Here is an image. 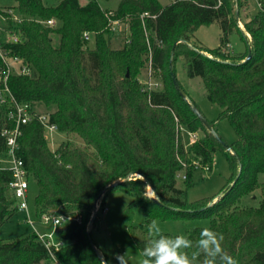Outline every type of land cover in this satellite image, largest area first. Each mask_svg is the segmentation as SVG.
<instances>
[{"label": "trees", "instance_id": "obj_1", "mask_svg": "<svg viewBox=\"0 0 264 264\" xmlns=\"http://www.w3.org/2000/svg\"><path fill=\"white\" fill-rule=\"evenodd\" d=\"M15 1L21 21L9 19L7 30L17 35L18 42L2 44L22 58L30 73L12 74L10 88L18 100L42 107L61 132L81 140V144L65 140L53 150L37 118L22 127L19 139L18 156L38 186L37 218L65 217L55 231V238L62 241L55 250L60 264H100L94 245L105 261L115 264L92 232L107 208L105 195L117 187L131 195L122 215L140 252L155 218L207 217L208 226L187 227L185 234L195 241L203 228H211L223 234L222 246L238 264H264V194L257 206L241 203L243 195L258 186V174L264 173V0H258L259 10L245 22V30L236 20L242 0H171L168 4L122 0L116 10L104 9L100 0ZM128 17V43L112 48V22ZM53 18L58 26L45 24ZM213 23L222 30L220 45L206 49L194 43L195 32ZM236 29L247 44L245 53L229 49ZM86 32L94 36V47L89 46ZM171 53L176 61L184 57L188 76L201 77L207 98L222 108L220 118H228L235 129L234 142L221 136L219 140L180 94L172 78L171 70L175 75L176 70ZM150 54L154 68L164 72L161 90L144 89L139 80ZM208 121L217 131L215 121ZM9 123L0 106V128ZM182 125L203 132L188 149L181 137ZM228 147L235 151L228 156L233 183L217 201H188L195 161L212 169L216 152L225 153ZM181 170L185 171L183 188L177 186ZM133 172L144 177L129 178ZM147 179L154 187L153 196L147 194ZM12 180L10 170L0 169V229L19 211ZM114 182L119 183L98 200L89 233L95 202ZM136 207L146 214L142 227L132 223ZM46 262L53 264L36 231L10 240L0 236V264Z\"/></svg>", "mask_w": 264, "mask_h": 264}, {"label": "rangeland", "instance_id": "obj_2", "mask_svg": "<svg viewBox=\"0 0 264 264\" xmlns=\"http://www.w3.org/2000/svg\"><path fill=\"white\" fill-rule=\"evenodd\" d=\"M87 0H82L85 2ZM122 0H100V4L104 9L116 10ZM163 4H168L171 0H161ZM50 2V1H48ZM242 7L236 16L237 24L245 30V22L250 20L259 10L258 0H242ZM18 3L15 0H0V38H7L6 26L9 19L15 20L20 17L21 14L18 10ZM236 11V10H235ZM54 22L51 26H58L59 22L53 18ZM44 21V20H43ZM42 21V22H43ZM18 22V21H17ZM46 24V23H45ZM48 25V24H47ZM221 27L218 23L201 26L193 37L194 43L204 47L206 49H214L220 45ZM250 37V33L246 32ZM131 35V28L129 24V17L126 20L119 21L118 23H112V31L110 34V45L112 48H122L128 43V38ZM229 49L234 50L236 53H245L247 50V44L242 34L236 29L230 36ZM94 36L90 35L89 46L94 47ZM209 53V52H208ZM206 54V53H205ZM213 54L210 53V56ZM171 63L174 64L176 70V77L183 86V89L188 95L191 102H195L198 108L204 114V116L212 121H215L216 129L219 135L228 143H232L236 140L237 134L228 118H220L222 108L211 102L206 96V87L201 77L188 76L186 69V60L184 57H178L175 60V55L171 53L169 55ZM172 58V59H171ZM176 61V62H175ZM176 63V64H175ZM152 67L153 80L159 83V89L164 88V72L161 69H155L150 64V58L146 60L145 67L139 74V80L142 86H146L149 80V70ZM39 110L45 112V110L37 106ZM181 137L188 149L190 147V135L189 129L184 125L180 127ZM199 137L203 136L202 131H198ZM48 136V143L51 149L55 150L60 143L65 140H71L76 144H81V140L75 136H67L64 132H46ZM226 153V154H225ZM225 153L222 150H218L214 156V164L212 169H208L203 166L199 160H196V167L193 174V185L187 189L188 201H196L202 198H213L217 201L221 198L226 191L228 185H231V177L233 175V169L228 158L229 155L234 156L235 151L231 148H227ZM239 171V167L236 172ZM185 171L181 170L177 175V186L185 187L184 182ZM259 184L252 192H248L243 195L241 203L243 205L257 206L259 205L262 196L264 194V173L258 174ZM147 188V194L153 196V191ZM38 186L33 179H30L29 188V202H30V217L35 220L36 227L41 232H49L53 229L52 224H43L40 219L37 218L34 210V198L37 193ZM106 206L108 210L100 213L98 226L93 230L92 235L95 242L107 252L111 260L118 264L115 260V254H124L127 252L128 264H139L142 259L141 252L138 249L132 231L128 224L123 219V209L131 201V195L123 190L121 187L110 189L105 195ZM27 213L18 211L16 215L5 222L0 229V236L4 240H10L21 235L31 234L34 232V227L27 221ZM158 227L163 233H171L174 235L185 234L187 227H206L209 225L210 220L207 217H190V218H177V219H160L155 218ZM152 221V222H153ZM133 225L142 227L146 223V214L142 207H136L134 209ZM45 264H51L46 262Z\"/></svg>", "mask_w": 264, "mask_h": 264}, {"label": "built area", "instance_id": "obj_3", "mask_svg": "<svg viewBox=\"0 0 264 264\" xmlns=\"http://www.w3.org/2000/svg\"><path fill=\"white\" fill-rule=\"evenodd\" d=\"M149 15L143 13L142 16ZM20 22L21 18H15ZM53 19L45 21L46 24L52 25ZM119 20H114L112 23H118ZM8 26V25H7ZM5 28L7 38H0V57L4 63V70L0 71V106L5 108L7 120L10 121L9 125L0 128V138L4 144V148L0 150V169H7L12 172L13 180L10 182V187L13 195L17 199L19 211L27 213V221L33 225L34 231L37 232L39 239L46 246L49 251L50 259L53 264H60L55 256V250L62 244L61 240L55 238V231L65 217L62 215L45 214L40 218L43 224H52L53 229L49 232H41L35 225V220L30 217V202H29V188L30 178L28 170L25 166L24 160L18 156V149L20 146L19 139L22 136V127L28 124L33 119L37 118L44 126L45 138L48 141L46 132H59L57 124L51 123L49 115L38 109L37 106L26 102L20 101L16 98L9 85V77L12 74H29V67L23 63L20 56L15 55L11 50L6 49L2 42H18L16 34H12ZM85 38L90 39V33H85ZM150 64L152 65V55L150 54ZM149 80L144 89L160 90L159 83L154 81L152 67L149 70ZM190 141L189 145L194 143L198 138V132L189 130ZM185 178V176H184ZM107 208L105 209V211Z\"/></svg>", "mask_w": 264, "mask_h": 264}, {"label": "clouds", "instance_id": "obj_4", "mask_svg": "<svg viewBox=\"0 0 264 264\" xmlns=\"http://www.w3.org/2000/svg\"><path fill=\"white\" fill-rule=\"evenodd\" d=\"M148 235L139 264H238L223 248V234L211 228H203L193 241L187 234L166 235L153 221L148 225ZM114 258L118 264H128L127 252ZM99 261L109 264L102 257Z\"/></svg>", "mask_w": 264, "mask_h": 264}, {"label": "water", "instance_id": "obj_5", "mask_svg": "<svg viewBox=\"0 0 264 264\" xmlns=\"http://www.w3.org/2000/svg\"><path fill=\"white\" fill-rule=\"evenodd\" d=\"M190 46H192L190 44ZM251 57V49L249 48V54H248V57L247 59H249ZM172 59V58H171ZM171 73H172V78H173V82L174 84L176 85V87L178 88L180 94L183 96V98H185L189 103L190 105L192 106V109L193 111L198 115V117L202 120V122L207 126V128L219 139L221 140V137L220 135L218 134V132L214 129L213 125L208 121V119L203 115V113L201 112V110L198 108V106L196 104H194L193 102H191L188 98V95L187 93L185 92V90L180 86L179 82H178V79L176 77V75L174 74L173 70H171ZM230 148V147H228ZM133 175H141L143 176L142 174L138 173V172H133L130 174L129 178H132ZM144 177V176H143ZM238 179V176L236 177V179L234 180V183L237 181ZM147 182L149 184V187L154 191V187L152 186L151 182L147 179ZM117 183L119 182H114L112 184H109L106 186V188L103 190V192L100 194V196L97 198L96 202H95V205H94V213L92 215V218L90 220V223L88 225V232L90 233L91 230H92V227H93V223H94V219L96 217V213H97V207H98V200L99 198L101 197V195L111 186L113 185H116ZM157 202L161 203L162 202L159 200V199H155ZM95 249L97 250L98 254L100 257H102L104 260V256L103 254L97 249V247L94 245Z\"/></svg>", "mask_w": 264, "mask_h": 264}, {"label": "bare ground", "instance_id": "obj_6", "mask_svg": "<svg viewBox=\"0 0 264 264\" xmlns=\"http://www.w3.org/2000/svg\"><path fill=\"white\" fill-rule=\"evenodd\" d=\"M149 190H152L151 188H149ZM153 191V190H152Z\"/></svg>", "mask_w": 264, "mask_h": 264}, {"label": "crops", "instance_id": "obj_7", "mask_svg": "<svg viewBox=\"0 0 264 264\" xmlns=\"http://www.w3.org/2000/svg\"><path fill=\"white\" fill-rule=\"evenodd\" d=\"M107 210H108V207H107Z\"/></svg>", "mask_w": 264, "mask_h": 264}]
</instances>
